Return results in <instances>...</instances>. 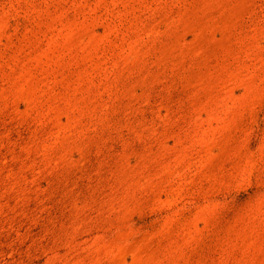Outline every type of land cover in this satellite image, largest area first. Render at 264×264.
<instances>
[{"label": "rangeland", "instance_id": "rangeland-1", "mask_svg": "<svg viewBox=\"0 0 264 264\" xmlns=\"http://www.w3.org/2000/svg\"><path fill=\"white\" fill-rule=\"evenodd\" d=\"M0 264H264V0H0Z\"/></svg>", "mask_w": 264, "mask_h": 264}]
</instances>
